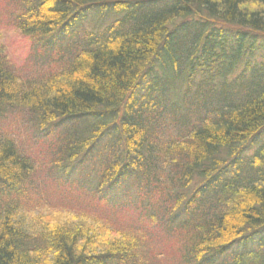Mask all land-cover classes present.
I'll return each mask as SVG.
<instances>
[{"label": "trees", "instance_id": "obj_1", "mask_svg": "<svg viewBox=\"0 0 264 264\" xmlns=\"http://www.w3.org/2000/svg\"><path fill=\"white\" fill-rule=\"evenodd\" d=\"M5 2L52 65L24 77L0 43V114L58 126L47 165L103 216L34 200L0 133V264H264V0Z\"/></svg>", "mask_w": 264, "mask_h": 264}, {"label": "rangeland", "instance_id": "obj_2", "mask_svg": "<svg viewBox=\"0 0 264 264\" xmlns=\"http://www.w3.org/2000/svg\"><path fill=\"white\" fill-rule=\"evenodd\" d=\"M1 3H3V5H1ZM5 4V0H0V11L2 10L1 7ZM90 28V22L85 18L81 20L79 24H76L74 30L77 34H82L84 30ZM0 43L4 48L3 50L8 61L17 72L24 77L26 74L34 73L41 69L44 71L48 66L52 65H48L46 62H35L31 55L29 38L12 25L7 24L1 16ZM35 128L34 123L30 121L28 115L26 116L18 110L8 109L0 114L1 135L3 134L8 138H12L19 147L26 150L32 163L35 164L36 168L32 174L31 186L27 189L29 195H32L33 199L40 204H42L40 201H45L49 204L64 202V205L60 208H67L70 211H81L89 214L97 213L103 216V208L101 206L87 203L86 198L90 196V189L75 184V180H78V176L75 177V175H70L68 178L65 177L66 181H63L61 174L55 170L52 171L47 165V163L50 162V155L53 151L51 146L55 143L56 137L61 129L58 126L40 131ZM252 150L253 148H251L249 152ZM93 155L96 156V154ZM65 188L71 190L66 191ZM71 193L72 195L69 197ZM144 200L146 199H143V201ZM138 203L139 201H133L122 205L117 204L118 209L115 212L120 213H116L115 217L110 214L109 217L111 221L118 223L120 226L133 223L138 213L136 209ZM106 210L110 211V209ZM157 239V237H154V240ZM162 246V243L158 244L159 248H162Z\"/></svg>", "mask_w": 264, "mask_h": 264}]
</instances>
